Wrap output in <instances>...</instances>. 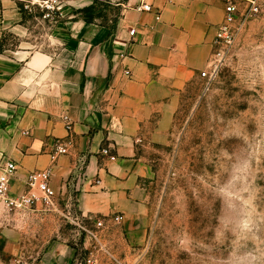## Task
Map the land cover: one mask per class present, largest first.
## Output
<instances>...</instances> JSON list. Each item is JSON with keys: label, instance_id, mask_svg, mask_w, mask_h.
<instances>
[{"label": "rangeland", "instance_id": "374dc122", "mask_svg": "<svg viewBox=\"0 0 264 264\" xmlns=\"http://www.w3.org/2000/svg\"><path fill=\"white\" fill-rule=\"evenodd\" d=\"M129 2L22 5L30 40L46 47L62 22L116 29ZM227 25L209 74L180 93L169 133L139 146L152 170L140 211L125 223L120 213H79L74 192L53 196L16 211L12 244L0 238V264H264V0H239Z\"/></svg>", "mask_w": 264, "mask_h": 264}, {"label": "crops", "instance_id": "0c3cea01", "mask_svg": "<svg viewBox=\"0 0 264 264\" xmlns=\"http://www.w3.org/2000/svg\"><path fill=\"white\" fill-rule=\"evenodd\" d=\"M142 1L130 0L116 29L62 22L38 47L22 0H0V166L17 165L11 194L51 170L55 200L74 192L79 213L128 223L144 206L152 170L139 146L169 133L180 93L209 65L228 0H145L152 11L138 9ZM57 139L69 151L54 158ZM17 215L0 205L10 244Z\"/></svg>", "mask_w": 264, "mask_h": 264}, {"label": "built area", "instance_id": "2783aa9c", "mask_svg": "<svg viewBox=\"0 0 264 264\" xmlns=\"http://www.w3.org/2000/svg\"><path fill=\"white\" fill-rule=\"evenodd\" d=\"M138 9L142 11H152L153 6L151 3L143 0L138 6ZM238 10V3L234 0H228L226 2V17L225 22L219 28L216 36L217 40L223 39L228 34V25L231 23ZM160 18V15L157 17ZM136 29L132 28L130 34L132 37L135 35ZM128 50L118 54L119 58H124L128 53ZM125 75L131 76L130 69H125ZM209 74L207 71L202 72V76L206 77ZM67 127L70 130L72 127L71 122L67 121ZM54 154L55 158L58 155L66 154L69 151L68 142L62 139H57L54 143ZM107 153L108 150L104 149ZM17 165L15 162H7L0 166V205H4L9 211H25L30 208H34L39 203L50 204L53 203V192L51 191L52 172L51 170H45L41 172H33L28 178L29 190L20 195L11 194V179L15 176ZM122 216H116L115 219L118 221ZM99 226H102L101 222H97Z\"/></svg>", "mask_w": 264, "mask_h": 264}]
</instances>
